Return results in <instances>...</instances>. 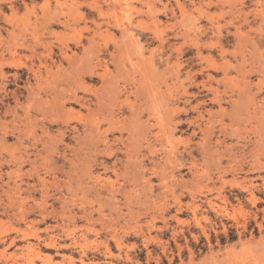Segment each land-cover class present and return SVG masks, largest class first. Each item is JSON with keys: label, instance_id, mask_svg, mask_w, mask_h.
<instances>
[{"label": "rangeland", "instance_id": "rangeland-1", "mask_svg": "<svg viewBox=\"0 0 264 264\" xmlns=\"http://www.w3.org/2000/svg\"><path fill=\"white\" fill-rule=\"evenodd\" d=\"M0 158L55 177L54 264H264V0H0ZM100 207L127 228L73 243ZM26 227L0 214V264H44Z\"/></svg>", "mask_w": 264, "mask_h": 264}, {"label": "bare ground", "instance_id": "bare-ground-1", "mask_svg": "<svg viewBox=\"0 0 264 264\" xmlns=\"http://www.w3.org/2000/svg\"><path fill=\"white\" fill-rule=\"evenodd\" d=\"M152 1V0H151ZM118 2V1H117ZM114 3V2H112ZM257 3V2H256ZM123 5V4H121ZM239 7V6H238ZM102 8V7H101ZM56 9V8H55ZM144 14V13H143ZM191 15V14H190ZM130 16V15H129ZM153 18V17H152ZM186 18V17H185ZM192 18V17H190ZM130 19V17L128 18ZM159 19V18H158ZM187 20V19H186ZM194 20V19H193ZM151 21V20H150ZM188 21V20H187ZM158 25V24H157ZM224 25V24H223ZM129 27V26H128ZM101 28V27H100ZM127 28V27H126ZM129 31V30H128ZM127 31V33H128ZM110 33V32H109ZM10 34V33H9ZM101 34V33H100ZM11 36V35H10ZM14 39V38H13ZM122 39V38H121ZM91 40V39H90ZM131 41V40H130ZM124 43V42H123ZM116 44V43H115ZM122 44V43H121ZM28 45V44H27ZM117 46V45H116ZM130 46V45H129ZM246 46V45H245ZM118 47V46H117ZM124 47V46H123ZM92 48V47H91ZM122 48V47H121ZM71 52V51H70ZM86 52V51H85ZM89 52V51H88ZM92 52V51H91ZM85 54V53H84ZM113 55V54H112ZM72 56V55H71ZM131 57V56H130ZM84 59V58H83ZM82 59V61H84ZM87 59V58H86ZM150 61V60H149ZM76 62V61H75ZM86 62V60L84 61ZM90 62V60H89ZM79 63V62H77ZM87 63V62H86ZM142 63V62H140ZM143 64V63H142ZM79 65V64H78ZM86 65V64H85ZM85 65L83 64L82 68L85 67ZM90 65V64H89ZM92 65V64H91ZM90 65V67H92ZM134 65V64H133ZM147 65V64H146ZM255 65V64H254ZM87 67V66H86ZM141 67V66H140ZM93 68V67H92ZM81 69V68H80ZM85 69V68H84ZM83 69V70H84ZM90 69V68H89ZM94 69V68H93ZM143 69V68H142ZM147 69V68H146ZM150 69V68H149ZM109 70V69H108ZM85 71V70H84ZM85 73V72H84ZM81 75V74H80ZM46 76V75H45ZM213 76V75H212ZM38 77V76H37ZM146 77V76H145ZM150 77V76H149ZM111 78V77H110ZM140 80V79H139ZM105 82V81H104ZM140 82V81H139ZM145 83V82H144ZM154 83V82H153ZM106 84V82H105ZM110 82H108V85L106 86H110L109 85ZM142 84V83H141ZM148 87V86H147ZM110 88V87H109ZM108 88V90H109ZM143 88V87H142ZM107 90V89H105ZM116 90V89H115ZM233 90V89H232ZM140 91V90H139ZM65 92V91H64ZM120 92V91H119ZM151 92V91H150ZM250 92V91H249ZM66 93V92H65ZM143 93V92H142ZM219 93V92H218ZM62 94V93H61ZM246 94V93H244ZM241 95V94H240ZM63 96V95H62ZM65 96V95H64ZM75 96V95H74ZM106 96V95H105ZM82 97V96H81ZM142 97V96H141ZM75 98H79V97H75ZM74 98V99H75ZM117 98V97H116ZM143 98V97H142ZM242 98V97H241ZM69 99V98H68ZM71 99V98H70ZM81 99V98H80ZM111 99V98H110ZM76 100V99H75ZM137 100V99H136ZM219 100V99H218ZM239 100V99H238ZM63 101V100H62ZM68 101V100H67ZM66 101V102H67ZM100 102V100H98ZM61 102V101H60ZM235 102V101H234ZM243 102V101H242ZM83 103V102H82ZM154 103V102H153ZM239 104V102H237ZM84 104V103H83ZM55 105V104H54ZM65 105V104H63ZM237 105V104H236ZM62 106V105H61ZM138 106V105H137ZM110 107V106H109ZM133 107V106H132ZM163 107V106H162ZM247 107V106H246ZM241 108V107H240ZM149 109V108H148ZM243 109V108H242ZM254 110V109H253ZM136 111V110H135ZM143 111V110H142ZM68 112V111H67ZM172 112V111H171ZM95 113V112H94ZM138 113V112H137ZM177 113V112H176ZM111 114V113H109ZM169 114V113H168ZM112 115V114H111ZM109 117L108 118H111L110 115H108ZM100 117V116H99ZM234 117V116H232ZM106 117V119H108ZM202 118V117H201ZM105 119V118H104ZM139 119V118H138ZM161 119V118H160ZM212 119V118H211ZM233 120V119H232ZM237 120V119H235ZM139 122V121H138ZM101 121H97L95 122V126L97 129H100V124ZM140 126V125H139ZM164 126V125H163ZM87 128V127H86ZM90 129V127H88ZM151 128V126H150ZM78 129V127L76 128ZM94 129V127H93ZM165 129V128H164ZM207 129V128H206ZM159 130V129H158ZM88 131H91V130H88ZM133 131V130H132ZM138 131V130H137ZM100 133V131H99ZM109 134V133H108ZM132 135V134H131ZM150 136V135H149ZM206 136V135H205ZM81 137V136H80ZM104 137V145H106V148L107 149H112L111 145H108L109 144V140H108V135L107 134H104L103 135ZM114 137V136H113ZM145 137V136H144ZM132 138V137H131ZM167 138V137H166ZM116 141H117V138H115ZM142 139V138H141ZM124 141V140H123ZM169 141V140H168ZM149 142V141H148ZM205 142V141H204ZM111 143V142H110ZM114 143V142H113ZM207 142H205L206 144ZM219 143V142H218ZM19 144V143H18ZM85 145V144H84ZM203 145V144H202ZM130 146V145H129ZM149 146V145H148ZM205 146V145H204ZM89 147V146H88ZM156 147V146H155ZM228 147V146H227ZM237 147V146H236ZM15 149V148H14ZM58 149V148H57ZM131 149V148H130ZM218 149V148H216ZM26 150V149H25ZM53 150V149H52ZM120 150V149H119ZM158 150V149H157ZM170 150V149H169ZM173 150V149H172ZM209 150V149H208ZM223 150V149H222ZM131 152V150H130ZM209 152V151H208ZM93 153V152H92ZM114 153V152H113ZM138 153V152H136ZM14 154V152H13ZM181 154V153H180ZM16 155V154H15ZM93 155V154H92ZM177 156V155H176ZM220 156V155H219ZM66 157V156H65ZM167 157V156H166ZM86 158V157H85ZM183 158V157H182ZM3 159L5 158H0V188L2 191H0L1 193H3L4 195H6V200H0V214L2 215H8V217H12L14 219H16L18 221V223L21 225L22 223L23 224H26L27 225V229L25 230H20L21 232V235L19 237H21L20 239L27 242V243H24L26 248H29V249H33V251L36 253L35 255H37L38 258H40L41 262H44V264H54V255L52 254V251L55 250L56 248H58L59 246V242H60V235H59V232H57L58 230V227H60V224L61 222L59 220H57V208H56V202H57V199H59V197H57V187H56V179L55 177L53 178V181H51L50 179H47L46 177H42L41 173L40 172H37L35 175H32L30 176L31 178L29 180L31 181H28L24 178H18L16 179V177L18 176H12L13 173H15L14 171H10V172H6L4 171V166H5V162L3 161ZM88 159V158H87ZM127 160V159H126ZM130 160V158H129ZM236 160V159H235ZM30 162L31 165L32 164H35L37 161L36 159H32L29 155H28V158L25 157V156H20V157H16V156H11L10 159L8 160L7 162V158H6V162L9 164V166L11 165H14L16 167V170L17 169H22V165L24 164V162ZM134 161V160H133ZM171 161V159H170ZM218 161V160H217ZM39 162V161H38ZM99 162V161H98ZM117 162V161H116ZM132 162V161H131ZM130 162V163H131ZM142 162V161H141ZM239 162V161H238ZM257 162V161H256ZM43 163V162H42ZM45 163V162H44ZM157 163V162H156ZM240 163V162H239ZM244 163V162H243ZM46 164V163H45ZM96 164V163H95ZM103 164V163H102ZM101 164V165H102ZM116 164V163H115ZM133 164V162H132ZM182 164V163H181ZM261 164V163H260ZM91 165V164H90ZM98 165V164H97ZM105 165V163L103 164ZM219 165V164H218ZM87 167V166H86ZM105 167V166H104ZM108 167V166H107ZM124 167L127 168V166L124 165ZM144 167V166H143ZM160 167V166H159ZM208 167V166H207ZM227 167V166H226ZM137 169V168H136ZM221 169V168H220ZM14 170V169H13ZM106 170H108V168H106ZM116 170V169H115ZM114 170V171H115ZM141 170V169H139ZM225 170V169H224ZM223 170V172H224ZM33 171V170H32ZM113 171V170H112ZM119 171V170H118ZM242 171V170H241ZM253 171V170H252ZM21 172V171H19ZM206 172V171H205ZM123 173V172H122ZM16 174V173H15ZM22 174V173H21ZM31 174V173H30ZM89 174V173H88ZM99 174V173H98ZM117 175V172L115 173ZM119 174V173H118ZM133 174V172H132ZM146 174V173H145ZM161 174V173H160ZM173 174V173H172ZM196 174V173H195ZM223 174V173H222ZM220 174V175H222ZM5 175L8 176L9 180L6 181L5 179ZM103 175V174H102ZM107 175V174H106ZM216 175V174H215ZM219 175V176H220ZM28 176V175H27ZM99 176V175H98ZM15 177V178H14ZM103 177V176H102ZM163 177V176H162ZM202 177V176H201ZM95 178V177H94ZM100 178V177H99ZM111 178V177H110ZM210 178V177H209ZM98 179V178H97ZM104 179V178H103ZM107 180V178H106ZM148 180V179H146ZM150 180V179H149ZM162 180V179H161ZM184 180V179H182ZM191 180V179H189ZM217 180V179H216ZM221 180V179H220ZM101 181V180H99ZM104 181V180H103ZM151 181V180H150ZM78 182V181H77ZM93 183H95L94 181H92ZM102 182V181H101ZM92 183V184H93ZM149 183V181H148ZM194 183V182H193ZM107 184H110L112 185V188L109 186L108 188H110V192H111V198L115 197V183L113 181H111L110 179H108L106 181V183L104 182L103 185H99L97 186L95 184V186H93L94 188V191L97 193V194H101V191L103 188H105L106 190V185ZM145 184V183H144ZM146 184H147V181H146ZM149 186V184H148ZM92 187V186H91ZM92 188V190H93ZM116 188V187H115ZM77 189V188H76ZM119 189V188H117ZM141 189V188H140ZM90 190V189H89ZM108 193H109V189L107 190ZM94 192V193H95ZM130 192V191H129ZM210 192V191H209ZM0 193V194H1ZM91 193V192H90ZM95 193V195H97ZM117 193V192H116ZM40 194L41 195V199L40 200H37L38 198H36V196ZM103 194V193H102ZM220 194V193H219ZM192 195V194H191ZM1 196V195H0ZM2 197V196H1ZM97 197H100L97 195ZM3 198V197H2ZM62 198H65V196H62ZM102 198V197H100ZM224 198V197H223ZM4 199V198H3ZM61 199V198H60ZM109 199V198H108ZM255 199V198H253ZM64 200V199H63ZM71 201V200H70ZM117 203V202H116ZM192 203V202H190ZM101 204V203H100ZM99 204V205H100ZM181 204V203H180ZM195 205V204H194ZM192 205V206H194ZM118 206V205H116ZM181 206V205H180ZM188 206V205H187ZM216 206V205H215ZM91 207V206H90ZM156 207V206H155ZM197 207V206H196ZM104 208V206H103ZM120 208V207H118ZM187 208V207H186ZM194 208V207H193ZM192 208V209H193ZM64 209V208H63ZM68 209V208H67ZM111 209V207H110ZM116 209V208H115ZM82 210V209H81ZM92 210H96V209H92ZM120 210V209H119ZM122 210V209H121ZM120 210V211H121ZM69 211V210H68ZM98 210H96L97 212ZM131 211V210H130ZM129 211V212H130ZM178 211V210H177ZM184 211V210H183ZM198 211V210H197ZM116 212V211H114ZM82 216L81 218H84L87 222V230L86 232L83 231L82 233H75L74 231L71 233L70 232V224H75L78 222V212L77 211H74V210H71L69 211V213H65V210L63 211V214L67 217V221L65 222V224L68 226L66 227V234L67 236L70 238V240L75 243V244H79L81 241H85L88 239V236L92 233H95V235H97L98 237L100 236L101 234V231L102 233H104L103 231L106 230V234L109 236H112L113 238L116 239V237L119 236V229H122V228H127V225L126 226H121L119 221L116 220V219H113L111 216L112 219H110L108 216V213L107 215L105 214V212L102 210V208L100 207L99 209V218H98V221H100V224H101V229H98V226H97V223L94 218V212L91 211L90 209H83L81 211ZM128 213V212H127ZM183 213V212H182ZM194 213V212H193ZM62 214V215H63ZM111 214V213H110ZM118 214V213H117ZM131 214V213H130ZM132 215V214H131ZM130 215V216H131ZM143 215V214H142ZM196 215V213H195ZM194 215V216H195ZM106 216L109 218L107 219ZM117 216V215H116ZM120 216V215H119ZM134 216V214H133ZM139 216V215H138ZM37 217V218H36ZM39 217V218H38ZM140 217V216H139ZM197 217V216H196ZM63 218V217H62ZM97 218V217H96ZM126 218V217H125ZM124 218V219H125ZM136 218V216H135ZM177 218V217H176ZM80 219V218H79ZM179 219V217H178ZM83 220V219H82ZM11 221V220H10ZM49 221H55L56 223L53 224V223H50L46 226V228L44 229V231H39L40 229V226L41 224H47ZM121 221V220H120ZM63 222V223H64ZM127 222V221H126ZM125 222V223H126ZM149 225L151 223V220L150 222H147ZM71 224V225H72ZM78 224V223H77ZM76 224V225H77ZM99 224V225H100ZM123 224V222H122ZM127 224V223H126ZM129 224V223H128ZM133 224V223H132ZM152 224V223H151ZM75 225V226H76ZM138 225V224H137ZM14 226V225H13ZM63 226V225H62ZM140 226V225H139ZM25 227V226H24ZM64 227V226H63ZM78 227V226H77ZM134 227V226H133ZM17 228V227H16ZM135 228V227H134ZM141 228V227H140ZM163 228V227H162ZM18 229V228H17ZM61 229V228H60ZM78 229V228H77ZM108 229V230H107ZM62 230V229H61ZM64 230V228H63ZM64 230V231H65ZM124 230V229H123ZM133 231L132 229H129V231ZM137 230V229H136ZM152 230V229H151ZM77 231V230H76ZM125 231V230H124ZM127 231V230H126ZM90 233V234H89ZM128 233V232H127ZM17 234V233H16ZM123 234V233H122ZM121 234V235H122ZM132 234V233H131ZM136 234V233H135ZM140 234V233H138ZM137 234V235H138ZM144 234V232H143ZM30 235H32V237H34V239L36 240L35 243H32L31 241L28 240V238L30 237ZM103 235V234H102ZM120 235V236H121ZM129 235V234H128ZM146 235V234H145ZM109 236V237H110ZM108 237V238H109ZM100 238V237H99ZM119 238V237H118ZM124 238V237H123ZM6 239V238H4ZM33 239V240H34ZM97 239V238H96ZM121 240V239H120ZM120 240L119 243L121 242ZM127 240V238H126ZM108 241V240H107ZM2 242L4 243V241L2 240ZM117 242V241H116ZM11 244H17V240L16 238L12 239L11 242H10V245ZM82 244V243H81ZM123 244V243H121ZM8 245V244H7ZM16 246V245H15ZM24 246V247H25ZM162 246V245H161ZM2 256H5L7 251H6V248L2 249ZM150 251V250H149ZM12 252V251H11ZM9 252V253H11ZM14 252V251H13ZM29 252H31L29 250ZM21 253V252H20ZM148 253V252H147ZM151 253V252H150ZM30 254V253H29ZM149 254V253H148ZM192 254V253H191ZM17 255V254H16ZM33 255V256H35ZM174 255V254H173ZM27 256V255H26ZM32 256V255H31ZM128 256V255H127ZM36 257V258H37ZM155 257V256H154ZM174 257V256H173ZM192 257V256H191ZM6 258V256H5ZM14 258V257H12ZM16 258V257H15ZM35 257H33V259L29 260L27 262L28 264H37L36 263V260L34 259ZM106 259V258H105ZM157 259V258H156ZM155 259V260H156ZM250 259V258H249ZM256 259L255 257L253 258V260ZM21 260V259H20ZM174 260V259H173ZM13 261V260H12ZM107 261V260H106ZM254 261H257L254 260ZM5 262V261H4ZM9 262V261H8ZM21 262H24L23 260H21ZM251 262V261H250ZM81 263L82 264H87L85 262V260L83 258H81ZM112 263V262H111ZM12 264V263H11ZM107 264V263H106ZM158 264V262H157ZM211 264V263H210Z\"/></svg>", "mask_w": 264, "mask_h": 264}]
</instances>
